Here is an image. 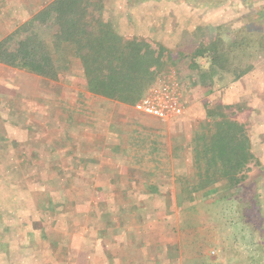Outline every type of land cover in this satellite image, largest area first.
<instances>
[{
  "label": "rangeland",
  "instance_id": "rangeland-1",
  "mask_svg": "<svg viewBox=\"0 0 264 264\" xmlns=\"http://www.w3.org/2000/svg\"><path fill=\"white\" fill-rule=\"evenodd\" d=\"M148 2L145 14L150 32L144 34L149 40L137 36L126 48L116 45L109 53L110 61L121 72L128 70L136 82L142 80L143 93L156 76L170 71L175 72L181 91L183 86L188 92L191 83L181 85L179 73L182 77L188 67L195 69L191 63L198 62L201 75H207L201 84L204 89H199L205 118L198 122L191 143L176 147L182 167L174 193L136 194L138 187L124 177L113 179L115 184L103 188L104 192L88 191L77 164L69 162V149L59 146L60 141L48 146L56 141L50 139L76 136V130L54 133L44 128L35 138L38 127L28 123L30 95L5 98L3 105L1 99L0 264H264V97L258 96L264 93V0ZM126 4L137 5L134 0ZM152 16L153 22L164 24L160 34L154 32ZM161 43L166 48L158 49ZM214 44L223 68L211 66L215 54L203 52ZM50 51L55 59H63ZM157 54L160 63L153 57ZM162 60L166 64L158 66ZM70 64L68 68L58 64L59 73L65 70L78 80L74 84H84L89 91L86 76L79 73L83 65ZM240 78L247 86L244 98L238 92ZM41 79H37L39 85L48 82ZM28 84L22 89L29 90ZM46 88L47 100L58 109L60 99H52L55 91ZM41 111L40 116L47 119V111ZM238 112H246L241 114L245 124L238 122ZM239 129L250 142L253 159L238 173L243 180L230 183L219 171L225 168L217 159L215 136L235 138ZM187 156L194 160L189 170L181 161ZM134 182L170 187L159 179ZM129 196L132 203L122 201Z\"/></svg>",
  "mask_w": 264,
  "mask_h": 264
},
{
  "label": "crops",
  "instance_id": "crops-1",
  "mask_svg": "<svg viewBox=\"0 0 264 264\" xmlns=\"http://www.w3.org/2000/svg\"><path fill=\"white\" fill-rule=\"evenodd\" d=\"M54 1L0 0L1 40ZM127 1L95 0L94 3H97L98 6L90 5L86 11V13H89L87 18L92 21L100 18L104 29L119 38V45L117 46L122 48L126 44L135 42L132 39L137 36L145 38L143 39L144 42L149 40V36L144 34V31H148L150 24L149 20L146 21L149 17L145 14L149 13V0H134L137 4L136 8L135 5H127ZM133 14H136L135 18ZM155 17L158 18L159 15ZM151 21L153 22V16ZM162 24V22H153L155 33L160 34V29L163 30ZM101 44L99 40L94 48L97 49L98 45ZM139 47L142 49V46L139 45ZM164 47L165 44L157 46L158 49ZM76 48L73 43L58 44L53 41L49 43V49L55 50L63 58L61 60L55 59L53 53H51L57 70L60 63H63V67L65 65L67 68L72 66L70 62L76 64L77 67L82 66L80 55L75 52ZM153 57L158 58V63H160L158 54L156 56L153 55ZM155 64L157 65V63ZM165 64L166 61L163 64L162 60L158 66H164ZM191 64L195 69H192V67L186 69L185 73L190 74L186 77V81V74L181 77V71L179 73L181 85L182 82L185 85L186 82L191 83V86L188 87V92H191V95H188V92L184 89L185 87L183 88L182 86V91L181 89L180 91L182 92V101L185 107L184 112L181 116L168 121H160L151 116L138 113L131 104L109 100V98L107 99V97L102 95L86 91L83 87L85 85L78 86L74 84L78 80L66 74L65 70H61V74L58 70V79L56 81L46 79L48 82L45 81L46 83L39 85L37 79H41V77L3 64H0V113L1 99L3 105V99L5 98H21L22 93L24 95L28 93L31 98L28 123L33 126H31L32 128L38 127L37 131L33 133L35 138H37L36 133L40 134L39 132L44 130V128L47 130L49 128L54 133H56V130L60 132L61 130L69 131L75 129L76 136L73 134L70 138H64L65 140L63 138L61 140L50 139L56 141H51L48 146H56L57 142L60 141L59 146L69 149V151H66L69 155V162L74 161L77 164L79 177L85 179L88 183V191L92 193H99L101 189L114 185L113 179L122 177L128 179L132 186L138 187L134 189L136 194L174 193V182L176 177H179V169L181 170L179 167H182V164L178 163L179 155L176 153V147L181 145L188 146L192 141L194 131L198 129V122L205 118L200 103L201 96L199 93L201 92L199 89H204L201 84H204L203 79L207 75H201L203 71L200 72L199 66H197L198 62L197 65ZM155 70L152 71L155 72ZM79 73L83 74L85 78L83 68ZM196 75L198 76V81ZM23 81L29 83H27L30 87L29 90L22 89V87H27V84H22ZM237 81L241 82L240 91L238 92H242L243 96L240 98H244L246 97L247 86L242 82L243 79L240 78ZM30 82L33 84L30 85ZM56 82H64L65 84ZM46 87L53 88V91H55V94H50L52 99L53 97L54 99H60L61 104L58 109L53 106V101L49 103L47 100L49 95L45 93H48L49 89ZM257 87L259 92L260 87ZM260 95L264 97L263 91L258 94L259 97ZM69 96H74V99L70 100ZM77 99L80 100V104L76 103ZM238 101H240L239 98ZM46 103L48 104L46 105ZM42 109L47 111V119L45 120L40 116L43 113ZM74 109L76 112H73ZM50 112L53 114L52 117ZM242 113L246 114V112ZM242 113H239L237 120L245 124L247 119L244 117L245 115H241ZM55 114L59 115L56 116ZM183 136L185 137L184 143L182 142ZM34 144L37 146L38 142ZM179 154L181 157L182 154ZM181 161L185 162L186 170H189V163L194 162L192 157L189 156L185 157L184 160L181 158ZM176 163L178 164L176 165ZM136 179H159L161 182L166 180L169 182L170 187L167 186L168 184L162 185L159 182H157V185H152L151 182L146 184L138 182L136 184L134 182ZM122 201L132 203L133 199L129 196ZM138 202H140L139 199Z\"/></svg>",
  "mask_w": 264,
  "mask_h": 264
},
{
  "label": "trees",
  "instance_id": "trees-1",
  "mask_svg": "<svg viewBox=\"0 0 264 264\" xmlns=\"http://www.w3.org/2000/svg\"><path fill=\"white\" fill-rule=\"evenodd\" d=\"M94 1L55 0L46 6L0 41V64L56 81L58 70L47 40L58 44L73 43L77 47L75 52L79 53L82 61L89 92L121 103L134 104L143 95L145 84L138 78L136 82V78L128 70L121 72L119 66L110 61L109 53L119 45V38L106 31L99 20L94 22L87 18V8L90 5L98 6ZM91 22L94 25L89 31L87 29ZM92 34L96 37H92ZM98 40L102 44L96 49L94 43ZM217 50L218 46L214 44L203 52L215 54L211 58V66L223 68L216 56ZM105 70L107 74L104 75L102 72ZM233 74L238 75L236 72ZM215 140L219 153L217 159L225 168L223 171L219 170L221 175L228 177L230 183L242 181L244 177H237L238 173L242 174L247 169L248 162L253 159L244 130H236L235 138L223 134L215 136ZM203 178L207 181L209 176Z\"/></svg>",
  "mask_w": 264,
  "mask_h": 264
},
{
  "label": "built area",
  "instance_id": "built-area-1",
  "mask_svg": "<svg viewBox=\"0 0 264 264\" xmlns=\"http://www.w3.org/2000/svg\"><path fill=\"white\" fill-rule=\"evenodd\" d=\"M133 107L138 113L160 121L181 116L185 107L175 72L156 76Z\"/></svg>",
  "mask_w": 264,
  "mask_h": 264
}]
</instances>
